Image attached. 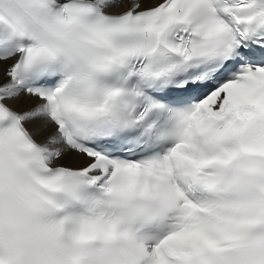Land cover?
Returning <instances> with one entry per match:
<instances>
[{"label":"snow or ice","instance_id":"1","mask_svg":"<svg viewBox=\"0 0 264 264\" xmlns=\"http://www.w3.org/2000/svg\"><path fill=\"white\" fill-rule=\"evenodd\" d=\"M59 210L38 264H264V0H0V228Z\"/></svg>","mask_w":264,"mask_h":264},{"label":"clouds","instance_id":"2","mask_svg":"<svg viewBox=\"0 0 264 264\" xmlns=\"http://www.w3.org/2000/svg\"><path fill=\"white\" fill-rule=\"evenodd\" d=\"M66 213L56 211L51 216L33 217L25 214L18 229H9L5 224L0 228V261L7 260L9 248L18 246L27 257L26 264H38L31 255V246H38L47 254L54 255L60 260L71 261L79 244V234L73 224L65 220ZM146 231V230H145ZM126 241L118 238L117 246L123 247ZM92 249L101 247L97 241H88ZM89 264H107L101 255L93 256Z\"/></svg>","mask_w":264,"mask_h":264}]
</instances>
